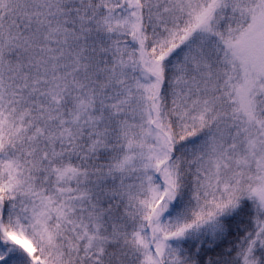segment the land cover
<instances>
[{"label":"snow or ice","instance_id":"snow-or-ice-1","mask_svg":"<svg viewBox=\"0 0 264 264\" xmlns=\"http://www.w3.org/2000/svg\"><path fill=\"white\" fill-rule=\"evenodd\" d=\"M0 264H264V0H0Z\"/></svg>","mask_w":264,"mask_h":264}]
</instances>
